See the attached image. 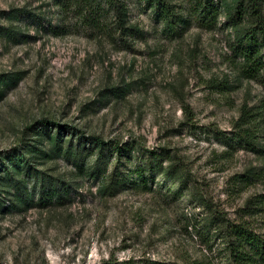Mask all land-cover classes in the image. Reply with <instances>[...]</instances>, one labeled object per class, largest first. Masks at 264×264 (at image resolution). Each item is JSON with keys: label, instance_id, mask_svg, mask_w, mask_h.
Segmentation results:
<instances>
[{"label": "rangeland", "instance_id": "374dc122", "mask_svg": "<svg viewBox=\"0 0 264 264\" xmlns=\"http://www.w3.org/2000/svg\"><path fill=\"white\" fill-rule=\"evenodd\" d=\"M50 2L0 0V10L25 8L55 22L60 13ZM132 2L131 18L141 21L145 33L128 47L91 36L74 8L66 11L64 28L36 30L23 19L25 41L0 36V72L22 76L0 99V161L43 117L105 138H135L175 154L189 184L234 217L249 192H264V181L237 195L228 192L232 174L261 160L226 136L243 103L264 100V86L252 79L228 92L209 86L211 78L237 81L228 61L232 36L222 16L210 30L192 20L176 39L146 6ZM127 82L123 97L110 92ZM216 128L225 135H215ZM230 143L234 147L226 149ZM162 181L156 178L153 191L128 185L110 197L96 194L87 181L64 204L0 213V264H186L209 252L198 233L204 223L195 227L182 217L185 210L201 216L206 207L165 193L158 188Z\"/></svg>", "mask_w": 264, "mask_h": 264}, {"label": "trees", "instance_id": "16d2710c", "mask_svg": "<svg viewBox=\"0 0 264 264\" xmlns=\"http://www.w3.org/2000/svg\"><path fill=\"white\" fill-rule=\"evenodd\" d=\"M50 1L60 13L55 22L25 8L0 10V19L10 22L0 23V36L16 43L25 41L23 19L36 30L64 28L60 24L66 11L73 8L91 36L103 35L112 43L122 40L127 47L131 38L144 36L141 21L131 18L132 0ZM137 1L151 11L170 38L183 37L192 20L198 28L214 29L222 16L232 36L233 52L228 61L237 72V81L233 83L227 76L211 78L209 86L228 92L250 79L264 86V0ZM21 77L20 71L0 72V99ZM128 84L111 86L110 92L123 97ZM27 127L29 136L0 161L1 214L31 205L64 204L87 181L94 183L96 194L110 197L128 185L153 191L156 178L162 177L160 190L207 209L201 216L186 210L182 213L195 227L204 223H200L204 227L198 233L204 235L209 250L186 264H216L217 260L219 264H264V192H249L235 209L236 215L230 217L212 207L199 187L189 184L186 166L165 147H146L135 138L89 134L72 123L46 117ZM212 131L217 136L223 133L217 128ZM226 137L235 138L261 160L229 177L228 192L237 195L264 181V100L253 105L243 103L233 120L232 134ZM226 147L231 150L234 146L230 143Z\"/></svg>", "mask_w": 264, "mask_h": 264}]
</instances>
